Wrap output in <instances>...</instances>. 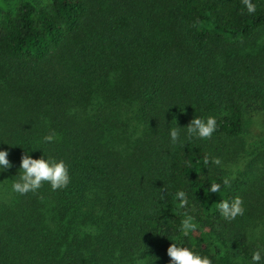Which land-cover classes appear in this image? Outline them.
I'll return each instance as SVG.
<instances>
[{
  "label": "trees",
  "instance_id": "1",
  "mask_svg": "<svg viewBox=\"0 0 264 264\" xmlns=\"http://www.w3.org/2000/svg\"><path fill=\"white\" fill-rule=\"evenodd\" d=\"M253 2V15L242 0L0 10V150L13 165L0 175V264H132L137 252L170 264L176 241L214 264L250 261L264 245V142L251 136L264 128V0ZM208 116L212 138L187 139L184 127ZM52 131L59 141L41 143ZM24 150L64 160L67 188L13 193ZM212 157L221 164H204ZM235 196L246 211L227 222L218 204Z\"/></svg>",
  "mask_w": 264,
  "mask_h": 264
},
{
  "label": "clouds",
  "instance_id": "2",
  "mask_svg": "<svg viewBox=\"0 0 264 264\" xmlns=\"http://www.w3.org/2000/svg\"><path fill=\"white\" fill-rule=\"evenodd\" d=\"M243 6L247 10V14L253 15L257 12V4L253 0H242ZM175 120V119H174ZM180 127L176 125L169 129L170 141L173 145L180 142ZM186 129V138L205 140L211 139L217 131L218 124L215 116L195 117L193 118ZM60 139L59 135L54 131L50 132L41 138L43 144H54ZM32 150H24V154L20 158L18 169V179L11 183V191L19 195H25L29 192L35 193L47 183L52 191L65 189L71 182L69 166L64 160H57L53 156H46L44 153L40 158H33L30 153ZM9 152L0 150V175L8 172L13 167L8 159ZM213 164L219 166L221 160L218 157L205 158L204 164ZM230 181L228 178L223 179V186L228 187ZM221 183H212L208 189L210 193H218L221 190ZM175 199L178 202L177 206L180 209H185L189 206V194L186 190H178L175 193ZM220 215L227 222L236 220L237 217L245 214L244 200L240 196H235L232 199L222 200L218 204ZM188 220L184 222L183 234L188 236L189 229H193ZM143 253L137 252L131 258L132 264H146V258ZM117 256L119 253L116 254ZM167 256L170 258V264H214L212 258L207 255H201L191 246H185L182 241H176L167 249ZM233 264H241L239 259H235ZM247 264H264V245H257L256 249L251 253V259Z\"/></svg>",
  "mask_w": 264,
  "mask_h": 264
},
{
  "label": "rangeland",
  "instance_id": "3",
  "mask_svg": "<svg viewBox=\"0 0 264 264\" xmlns=\"http://www.w3.org/2000/svg\"><path fill=\"white\" fill-rule=\"evenodd\" d=\"M21 1H25V0H0V10L12 8L17 3H20ZM36 1H40V2H43V3L50 2V0H36ZM258 46L260 48H262L263 51H264V36L261 38ZM258 127H259V125H258ZM259 132L262 133V136L259 135ZM251 136H255V138L258 139V140H260L262 138L263 142H264V128H262V127L256 128V130L252 132Z\"/></svg>",
  "mask_w": 264,
  "mask_h": 264
}]
</instances>
